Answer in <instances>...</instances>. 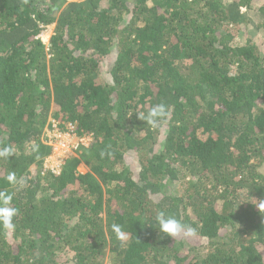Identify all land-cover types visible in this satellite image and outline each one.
Returning <instances> with one entry per match:
<instances>
[{"label": "trees", "instance_id": "1", "mask_svg": "<svg viewBox=\"0 0 264 264\" xmlns=\"http://www.w3.org/2000/svg\"><path fill=\"white\" fill-rule=\"evenodd\" d=\"M261 35L264 0H0V264H264ZM51 120L91 137L58 173Z\"/></svg>", "mask_w": 264, "mask_h": 264}, {"label": "clouds", "instance_id": "2", "mask_svg": "<svg viewBox=\"0 0 264 264\" xmlns=\"http://www.w3.org/2000/svg\"><path fill=\"white\" fill-rule=\"evenodd\" d=\"M167 106L163 103L156 104L147 112L137 113V118L144 123L149 124L152 127H159L163 120L167 117ZM10 155V149L4 148L0 150V157H7ZM104 153L101 152V156ZM7 180L15 185L17 183L16 175L14 172L9 173ZM13 197L11 194L0 193V227L8 232H12L15 229L13 218L17 215L18 209L11 206ZM261 206H264V199L260 200ZM155 223L158 226L159 233L169 238H175L183 235L184 237H190L195 235L196 230L188 224L183 223L175 216L160 210L155 216ZM113 231L120 237L123 236L121 226L113 225Z\"/></svg>", "mask_w": 264, "mask_h": 264}, {"label": "built area", "instance_id": "3", "mask_svg": "<svg viewBox=\"0 0 264 264\" xmlns=\"http://www.w3.org/2000/svg\"><path fill=\"white\" fill-rule=\"evenodd\" d=\"M39 37L43 43H46L42 38V32H40ZM51 122L52 128H47L44 136L47 137L46 143L52 149L43 161V169L49 170L52 173H58L65 159L70 155H75L81 147L88 146L91 142V137L76 134L71 124H68V130L60 131L56 126V122L54 120H51Z\"/></svg>", "mask_w": 264, "mask_h": 264}, {"label": "rangeland", "instance_id": "4", "mask_svg": "<svg viewBox=\"0 0 264 264\" xmlns=\"http://www.w3.org/2000/svg\"><path fill=\"white\" fill-rule=\"evenodd\" d=\"M53 26H54V24H50V25L46 26V27L44 28L43 31H41V32H42V38H43V40L46 42V44H47L48 39H49V37H50V35H51V33H52ZM259 40H260L261 42H263V41H264V37H263L262 35L259 36ZM43 136H44V135H43ZM53 158H54V157H53ZM78 169H79V171H81V172H84V171L87 170V168H86L83 164H81V165L78 167ZM175 185H176V183H175ZM105 264H107V260L105 261Z\"/></svg>", "mask_w": 264, "mask_h": 264}]
</instances>
